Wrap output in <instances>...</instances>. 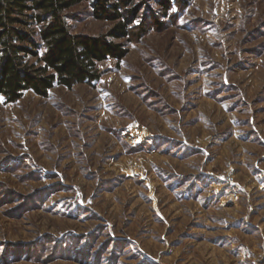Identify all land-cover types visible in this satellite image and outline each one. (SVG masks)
<instances>
[{"label": "rangeland", "instance_id": "rangeland-1", "mask_svg": "<svg viewBox=\"0 0 264 264\" xmlns=\"http://www.w3.org/2000/svg\"><path fill=\"white\" fill-rule=\"evenodd\" d=\"M162 1L79 2L125 54L0 98V264H264V0Z\"/></svg>", "mask_w": 264, "mask_h": 264}, {"label": "trees", "instance_id": "trees-1", "mask_svg": "<svg viewBox=\"0 0 264 264\" xmlns=\"http://www.w3.org/2000/svg\"><path fill=\"white\" fill-rule=\"evenodd\" d=\"M81 1L0 0V98L5 103L16 102L26 91L46 96L55 85L93 84L100 78L98 62L125 54L104 36L71 32L65 11ZM88 1L98 18L118 21L110 37L129 38L133 13L122 10L132 0ZM177 1L188 0H163L162 6L166 10Z\"/></svg>", "mask_w": 264, "mask_h": 264}]
</instances>
